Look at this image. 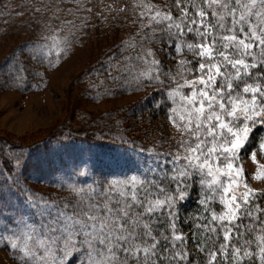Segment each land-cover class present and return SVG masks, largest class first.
Masks as SVG:
<instances>
[{"label": "rangeland", "instance_id": "rangeland-1", "mask_svg": "<svg viewBox=\"0 0 264 264\" xmlns=\"http://www.w3.org/2000/svg\"><path fill=\"white\" fill-rule=\"evenodd\" d=\"M192 2L211 9L208 18L199 14V34L210 39L182 47L176 30L188 24L167 0H0V136L32 143L57 126L75 136L87 128L97 137L100 130L111 134L121 129L123 111L157 92L152 97L168 105V117L146 115L156 146L163 132L183 141L182 155L174 151V162L183 158L176 168L199 184L176 220L188 224L198 204L204 219L207 200L217 195L219 220L244 212L259 227L248 241L253 249L239 239L240 247L219 264H264V85L248 84L236 100L214 94L211 85L239 78L252 65L264 75V0ZM210 22L218 23L214 34ZM215 39L239 47L241 56L234 61L228 52L220 59ZM186 58L209 65L207 86L206 75L185 77ZM215 134L220 141L210 139ZM39 146L28 171L0 178V264H173L164 251L155 255L156 243L130 241L121 211L126 199L143 195V182L165 169L163 150L128 144L111 155L79 141ZM246 200L252 203L242 211ZM181 236L187 252L178 261L190 264L197 231Z\"/></svg>", "mask_w": 264, "mask_h": 264}, {"label": "trees", "instance_id": "trees-1", "mask_svg": "<svg viewBox=\"0 0 264 264\" xmlns=\"http://www.w3.org/2000/svg\"><path fill=\"white\" fill-rule=\"evenodd\" d=\"M167 1H169L171 5L170 8H172V5L174 8L177 4L179 14H183L182 16L184 20H186L184 24H188L184 29L180 27L179 33L176 30L178 37L182 41V47L196 44L198 41H201V37H205L206 40L210 39V36H207L205 32L199 34L202 29L200 20L204 19L200 17L199 14H204V16L208 18L212 13L209 6L207 8L206 5L195 6L192 0ZM260 19L264 20V16H261L259 20ZM219 22H221V20H219ZM204 24H207L206 20ZM209 24L212 25V33L214 34L215 32L213 29L215 30V28H218V23L210 22ZM261 24L262 22H259L258 26ZM181 30L184 33H182ZM239 33H241L240 30L238 34ZM213 43L214 48L218 50L217 52H221V54L217 56L220 59L228 52L233 54L234 61L237 57L241 56V52L238 51L240 48L234 47V44H225L224 41H220L219 39H215ZM213 54L215 55V53ZM212 62L215 65V61ZM185 65L188 66L187 74L185 73L186 78L194 77L196 74L198 76V73H200V75H206L204 78L206 80L205 86H207L211 78L210 72L206 70L209 65L205 61L186 58ZM228 67H230V71L233 73L239 72L238 67L234 64ZM218 69L220 70V66H218ZM260 69L258 65H252L251 68L247 67L243 75L241 73V77L239 78L233 76L225 80L224 84H220L221 80H219V82L217 81L216 84L211 83L212 89H216L213 93H220V95L228 97L232 96L235 97V100L243 99L241 96H245V94L242 92H247L245 88L248 87V84L260 88L263 87L264 75L260 74L261 72L259 73ZM157 94V92H153L149 98L144 99L142 105H132L129 111H123V118L117 123H120L121 129H117L116 126L115 129H112L114 133L111 134L103 133V130L99 129L101 131L100 137L96 136L95 130H90L88 128L83 135L75 136V132L67 130L66 127L59 126L45 136L32 141V143L20 141L18 144H15L10 138L0 136V178H5L6 173H16L19 169L24 170V172L28 171L31 166V156H36L38 154L41 142L50 143L58 140L69 147H73L76 141H79L85 143L87 146L93 145L99 147L111 155L114 149L118 147L126 148L124 145L128 144L146 150H158V153L160 152L159 150H163L162 156L163 158L167 156L165 159L168 160V163L164 166L165 169L161 173L152 176L151 179L143 182V195L140 197L136 196L134 200L126 199L122 205L124 209H120L124 212V218L128 221L125 223L127 235L129 237L133 235L130 237V241L132 243L134 240L140 243L145 241L156 243L153 248V252H156L155 255H159V253L164 251V254H167V256L169 255L173 264H179L178 256L187 252L186 248L183 247L181 235L183 231L188 228L195 229L198 235L196 242L197 252L195 256L192 257L190 264H219L221 258L227 260L226 257L229 249L232 248L236 250L240 247L241 244L239 239L244 240L243 243L248 245L247 247L249 249H253L251 244L249 245L248 243L251 237L257 236L253 234L256 233V230H259V227H251V215H245L244 212H242L243 214L241 215H237L232 221L219 220L218 217L223 210L222 202L218 199L217 195L212 194L209 200H207V212L206 215H204L206 216L204 219L199 218L200 204H198L194 208L191 221L188 224L176 220V213L182 201L188 196L198 195L199 184L196 183V181L191 182L187 180L188 178L186 179L185 173L182 174L181 169L176 168L177 163L179 164L182 162L183 158L181 156L178 158L177 162H174L173 155L176 153L174 151L178 150L180 154L177 153L176 155H182V148L180 145L183 141L180 144V142L174 141V138L171 136H165L166 133L163 132L159 136L160 145L156 146V134H151L154 130H151L150 124L147 123L149 121L146 120V115L150 114L151 119L162 116L168 117V105H163L152 97ZM134 108H138L137 111H135L136 113L131 112ZM136 114H142L143 119L136 117ZM214 121L215 120H213V122ZM122 124L124 125L123 128ZM112 134L115 140L107 139V137H110ZM210 139L212 141H220V137H218L217 134H215V137L210 136ZM172 165H175V168L169 167ZM35 169L48 174L46 168H42V164L35 165ZM45 183L48 184L47 181ZM47 184L46 186H48ZM246 202H248V200H246L244 204ZM251 203L252 202H248L245 204L242 211L246 210V207L250 206ZM141 222L144 223L145 226H143ZM140 226L143 228H140ZM144 227L149 229V234L145 232ZM133 261L134 260L129 259L128 263L132 264Z\"/></svg>", "mask_w": 264, "mask_h": 264}]
</instances>
